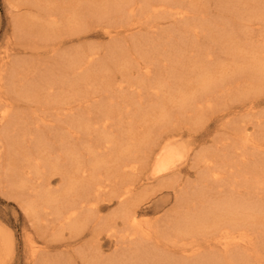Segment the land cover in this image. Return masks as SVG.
I'll use <instances>...</instances> for the list:
<instances>
[{"label":"bare ground","instance_id":"obj_1","mask_svg":"<svg viewBox=\"0 0 264 264\" xmlns=\"http://www.w3.org/2000/svg\"><path fill=\"white\" fill-rule=\"evenodd\" d=\"M27 1L42 12L38 22L31 23L35 24L36 30L32 37H26V44L8 40L9 47L0 57V172L8 178L9 189L29 199L27 202L33 212L47 208L46 214H52L61 223V230L65 228L75 233L85 230L93 212L103 206L102 196L109 193V200L114 198L120 204L115 215L121 219L122 224L115 228V219L114 223L103 220L99 228L109 237L118 235V244L126 245L120 249L115 242L119 251L116 250L111 256H104L96 245L93 253L67 251L65 259L46 260L42 264H264L260 254L254 252L252 255L247 250L241 251L235 247L251 246V230L261 236L264 234L259 221L247 212L249 207L263 209L264 202L258 204L249 201L247 207L240 197H234V194L233 198L228 197L233 189L247 192L256 189L254 191L261 192V198H264V164L258 165L255 162L257 156L264 158V155H260L264 152V120L251 111L254 109L253 103H249L246 108L255 119L252 129L247 127L251 122L248 119L240 127H235L239 135L236 141L232 142L231 137H227L228 142L223 146L204 147L193 153L198 156L195 165L200 166L193 184H177L176 179L170 178L175 175L174 168L182 154L178 153V145L172 143L175 134L168 135L167 130L172 132L179 125L199 124L209 111L219 106L213 102V97L205 96L206 92L212 91L211 82L200 78L196 80L186 74L193 67L186 66L189 56L185 46L203 31L200 15L193 14L199 10L194 0H107L102 3L98 14L106 19L104 31L108 34V40L96 44L81 39L84 44L78 42L74 46L70 44L73 40L70 37L79 33L81 37L86 25L74 22L83 18L85 2L89 0ZM262 4L253 11L264 15ZM93 13L91 16L97 12ZM168 14L184 21L191 19L190 16L194 17L191 23L183 21L179 30L171 28L169 35L162 24L158 25L160 34L167 32L166 38H178L174 39L175 42L181 39L182 48H176L170 42L160 49L154 36L145 35L142 40L133 43L132 52L128 53V47L115 39L114 35L140 29L142 24L148 26L152 22L161 23ZM249 15L254 14L251 11ZM23 30L26 34L29 31L24 23L19 24L16 32L18 38ZM151 38L156 42H150ZM28 48L37 55L44 53L47 56L36 62L39 65L25 56H17L27 52ZM158 51L163 53L162 56H169V63L160 64ZM106 61L120 64V69L116 70L121 72L123 80L117 83L118 87H134L137 92L143 89L144 84L129 81L128 75L133 63L142 61L145 80L148 82L151 79L150 73L153 71L155 81L153 85L147 84L146 91L154 90L157 97L163 95L160 100H151L148 109L140 115L132 108H127L126 117L133 121L125 128L123 124L115 123L116 127L110 129V136L103 137L105 141L113 140L118 149V154L112 158L97 155L102 151L97 150L98 145L91 142L88 125L101 124L104 129H108L110 123L122 117L121 103L114 100L117 92L113 74L110 73L111 69H105ZM158 64L161 65L160 70ZM163 73L167 78L171 76L167 85L161 78ZM196 87L200 89L199 95L196 94ZM102 92H105L104 96ZM96 94L100 96L99 100L90 104L88 109L84 107L82 102ZM76 101L81 114L74 118L70 117L69 110ZM92 108L98 114L94 122L89 121ZM102 126L98 134L104 132ZM80 136H84L82 141L79 140ZM99 139H96V143ZM128 140L129 143H126ZM90 147L96 149L91 152L89 150V158L84 159V148ZM221 148H224L221 153L222 163H218ZM124 153L128 155L120 159ZM13 154L18 156L17 161L12 158ZM142 165L148 167L150 178L156 182L158 189L172 190L177 203L173 217L164 220L158 218L154 224L146 225L138 217V200L130 201L136 195L138 186L130 176L137 175ZM102 168L111 171L108 174L111 178L120 179L114 189L109 186L110 180L107 177L99 176ZM44 171L62 179L61 189L58 193L55 190L45 192L36 189L34 198L30 199L27 190ZM1 180L0 175V192L3 187L6 188ZM215 182H225L224 188L219 184L220 192L228 190L220 204L210 201V192ZM182 204L199 208L200 211L195 214L199 220L201 210L204 211V217L207 213L216 214L218 206L223 210L233 207L234 210L227 211L235 215L239 213L241 219L244 217L250 226L244 220L242 224L235 219L233 222L218 221V225L213 220L204 225L197 220L192 222L191 213L182 218L179 207ZM200 228L213 231L210 238L207 231L202 230L215 248L209 249L208 257L201 256L208 253H201L200 241L204 244L206 238L194 239L193 244L180 243L182 234H188V231L199 234ZM31 256L33 253L28 255Z\"/></svg>","mask_w":264,"mask_h":264},{"label":"rangeland","instance_id":"obj_2","mask_svg":"<svg viewBox=\"0 0 264 264\" xmlns=\"http://www.w3.org/2000/svg\"><path fill=\"white\" fill-rule=\"evenodd\" d=\"M106 1L107 0H89L87 3L85 2L86 7L83 10V18H80L79 21L75 20L74 22V24L80 22L82 24L86 23L81 33L82 38L78 36L80 33L70 37L73 39L70 42L71 46L78 45V42L83 43L81 39L88 41V43L96 44L104 43L108 40V34L104 31L105 24L107 23L105 21L106 19L103 15L98 14L103 6L102 3ZM251 3L255 4V6L252 7L253 4ZM194 4L199 10L193 14L200 15L199 18L202 19L201 23L203 26V28L200 29L203 31L199 32L198 36L192 38L189 41L190 43L188 42L185 46V48H187L185 51H187V55L189 56L187 57L188 61L186 62V66L190 65L193 67V69L185 72L187 75H190V77H193V79L199 80L197 78H200L211 82L210 89L212 91L206 92V95L203 93V95H210V97H213V102L219 106L213 111H209L207 117L199 124L179 125L172 132L167 130L168 135L172 133L175 134L172 143L175 146L178 145V153L182 154V157L176 162L177 166L174 168L175 175H171L170 178L172 180L176 179L177 181L175 182L177 184L181 182L182 185L187 186L194 183L196 174H198L200 170V166L195 165V160L198 157L193 154L195 151L203 149L204 147L214 148L216 146H223L228 142L227 137H231L232 142L236 141L239 135L235 127H240V125L247 122L248 119H251V122L248 123L247 127L250 129L253 128L252 123L255 122V119H253L251 113L246 110L249 103L254 104V109L251 111H254V113L264 120V19H262L264 15L253 11L256 6L260 8L262 4L264 13V0H194ZM251 11L254 15H249ZM93 12L97 13L91 16L94 14ZM41 13L39 8L31 5L27 0H0V57L4 55L7 47H9L8 40H18V42L26 44V37H32L36 30L34 28L35 24L31 25V23L38 22V18L42 16ZM190 18L191 19L184 21L177 17L169 16L168 14L166 20L161 23L155 24L152 22L148 26H146L145 23L142 24L140 29L121 32L120 35H112L115 36L116 41L128 47V53L132 52L131 47H133V43L136 42V40H142V37L145 35L154 36L153 38L157 40L156 44L160 49L165 48L170 42L173 43L176 48H182L184 46L181 43V39L175 42L178 38L174 37L175 40L173 38L170 39V37L166 38V31H168L169 35V33H171V28L179 30V26L182 23H191L194 21V17L190 16ZM23 23L29 31L26 34L23 30L19 33L21 37L18 38L16 34L17 28L19 24L21 25ZM159 24H162L163 29L166 30L164 31L165 33L160 34L158 29ZM156 40L151 38L150 42H156ZM178 43L181 45H178ZM160 49L159 51H161ZM159 51L157 55L160 54V64L163 65L164 62L169 63V56H162L163 53ZM39 52L42 53V51ZM17 56H20L19 58L25 56L27 59H32L33 62L36 63L37 61H41L47 54L42 53L41 55H37L28 48L27 52L20 53ZM36 64L39 65L38 63ZM160 64H158L159 70L161 69ZM143 65L144 63L142 61H139L138 64L133 63V67L130 68L131 70L128 75L129 81L137 84L142 82L141 84H144L143 89L137 92L134 87L121 89L118 87L117 83L123 80L121 72L116 70L120 69L119 63L113 64L112 61H106L105 63V69H111L110 73L113 74L114 84L116 85L115 90L117 92V98L114 100L121 103L123 112L120 115L122 116L121 118H117L114 122L110 123V127L108 125V129H104L101 124L88 123V125H90L89 134L92 137L91 142L98 145L97 150L102 151L97 154L99 157L112 158V156L116 157L118 154L116 153L118 149L114 146V141H105L103 137L110 136V129L115 126V123H121L123 124V128H125L128 123L133 121L130 120L129 117H126L125 110L127 108H132L135 113L140 115L148 109L151 100H160L163 97V95L159 97L155 96L154 90L150 89L146 91L147 84L150 83L153 85L155 81L153 79V71L150 73L151 79H148V82L145 80V74H142ZM40 68L43 67L40 66ZM166 76L167 75L163 73L161 78L165 80L167 85V81L171 76L168 75V78ZM104 93L105 92L101 93L102 96H104ZM199 93L200 89L196 91L197 95H199ZM99 98L100 96L97 94L93 96L90 95L89 99L84 100L82 103L84 107L88 109V106L90 104H95V101H98ZM77 103L78 101L73 102L71 105L72 108L70 107L69 110L70 117H79L81 114L79 110L81 108L76 106ZM126 104H130V106H126ZM136 110L138 112H136ZM230 111L233 112L228 114ZM90 112L89 116L91 119H89V121H97L98 114H96L95 108H92ZM101 126L104 132L98 134L101 130ZM98 137L101 139L96 143ZM82 138H84V136H80L79 140L82 141ZM125 142L129 143V140ZM143 148L145 147L143 146ZM92 149H96V147H90V149L84 148L86 151L83 152L85 153L84 159L88 157L90 154L89 150L91 152ZM223 151L224 148H221L218 152V163H222L221 156L223 154L221 153H223ZM124 155L128 154L124 153L120 159ZM260 155H264V152L260 153ZM17 157L16 154L12 156L15 161H17ZM255 162H257L256 164L258 165L261 163L264 164V158L257 156ZM252 163L251 161L250 165H252ZM224 166L227 168L229 167L228 164ZM140 168L141 170H139L137 175L130 176L135 180L136 186H138L136 195L132 196L130 201H134L135 199L138 200V217L142 220L143 225L154 224L158 218L164 220L165 218L169 219L173 217V212L175 211L174 209L177 203L172 190L158 189L156 182H153V179L150 178L148 167L142 165ZM230 168H232V166ZM9 173L10 171L7 175ZM109 173H111L110 170L102 168L99 176L101 178L107 177V179L110 180L109 186L111 189H114L120 182V179L111 178L108 176ZM0 175L2 176V183L6 185V188L3 187L2 192H0V264H42V262L46 260L60 261L67 257L65 255L67 251L78 250L79 254H83L84 251L93 253L94 246L96 245L99 246L98 250L101 249L104 256H111L117 250L115 242L117 244L119 243V236L109 237L104 230L99 228V225L102 224L100 222L103 220H110L114 223L115 221H113V219H115V228H118V226L122 224L121 219L117 218L115 215L120 204L117 203L114 198L109 200V193L102 196L101 203L103 206H101L97 212H93L85 230L77 232L79 233L77 234L65 228L61 230V223H58L53 218L52 214H46V212H48L47 208L45 210H40V212L34 211V213L27 202L29 199L24 194L9 189L7 187L8 178L6 175L5 177L3 176V172H0ZM61 183L62 179L59 178L58 175H54L53 173L49 174L47 171H44L43 174H40L39 178L37 177L35 183H32L28 188L27 194H29L30 199H32L34 198V191L36 189H43L45 192L55 190L58 193L59 189H61ZM219 184H221L223 188L225 187V182H215L210 192V201L212 200L213 203L217 201L218 204L223 203L221 199L224 195H227L228 191L221 190L220 192L218 188ZM254 190L252 192H247L245 190L237 191L233 189L228 193V197L231 196L230 198H233V194L234 197H240L247 207H249V201L261 204L264 202V198H261L262 193ZM179 207L182 218H184L185 214L191 213V221L196 222L195 220H197L199 224L203 225L210 220H213L216 222L215 224L218 225V221L226 222L227 220L233 222L234 219L236 222L242 224L244 220L247 226L250 224L244 217L241 219L239 213L235 215L232 211H227L234 210L235 208L233 207V209L229 207L223 210V208L218 206L216 214L207 213L204 217L202 216L204 211L201 210L200 220L195 216V214L200 211L198 210L199 208L192 207L191 205L184 206V204ZM247 212L253 215V219L259 221L261 229L264 231V208L252 209L249 207ZM202 230L205 229L200 228L199 234L192 233L191 231H188V234H182L180 236V243L193 244L194 239L199 240L206 238L207 241L204 242V244L200 241L201 253L204 251L208 253L201 254V256L208 257L211 251L209 249H215L210 244L212 242H209L213 231L206 228L205 231H207L210 237L208 238V235ZM251 234L253 237L251 246L244 247L239 245L235 247H238L237 249L241 251L247 250L252 255L255 253L260 254L264 261V234L261 236L252 230ZM118 246L120 249L124 246L126 247L125 243L118 244ZM215 247L218 248V246ZM32 250L34 251L31 252ZM118 251L119 249L117 252ZM30 253H33V256L28 257Z\"/></svg>","mask_w":264,"mask_h":264}]
</instances>
